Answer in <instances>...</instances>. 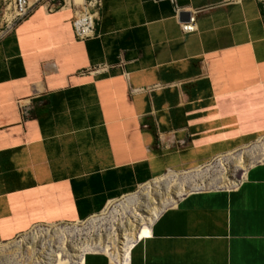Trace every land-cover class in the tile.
Masks as SVG:
<instances>
[{"label": "crops", "instance_id": "obj_1", "mask_svg": "<svg viewBox=\"0 0 264 264\" xmlns=\"http://www.w3.org/2000/svg\"><path fill=\"white\" fill-rule=\"evenodd\" d=\"M66 1L43 0L0 40V244L264 138V0H100L85 41ZM148 237L120 264H264V161L235 188L186 196Z\"/></svg>", "mask_w": 264, "mask_h": 264}, {"label": "rangeland", "instance_id": "obj_2", "mask_svg": "<svg viewBox=\"0 0 264 264\" xmlns=\"http://www.w3.org/2000/svg\"><path fill=\"white\" fill-rule=\"evenodd\" d=\"M12 2L0 0V37L8 30ZM262 161L264 138L256 145L214 161L196 173L178 172L155 180L88 222L39 226L15 241L2 243L0 264H71L77 262L87 248L105 253L112 260H120L126 255V249L137 240L138 232L150 233L151 224L165 210L175 207L194 192L235 188L247 170ZM142 226L144 228L141 229ZM124 235L129 238V243L122 247L119 240Z\"/></svg>", "mask_w": 264, "mask_h": 264}, {"label": "built area", "instance_id": "obj_3", "mask_svg": "<svg viewBox=\"0 0 264 264\" xmlns=\"http://www.w3.org/2000/svg\"><path fill=\"white\" fill-rule=\"evenodd\" d=\"M172 3H175V0H171ZM242 0H227L226 4L239 3ZM43 2V0H38L35 3L30 2V0H13L11 6V15L7 21L8 30L7 32L0 37V40L11 34L14 29L27 19L32 11ZM67 1L63 0L62 4L53 5L49 12L56 11V9H62L66 7ZM69 4H72L74 7V1H69ZM68 5V4H67ZM100 9V0H85L83 9L79 12H76L73 20V29L75 32L76 39L78 41H85L92 39L96 36L97 29V12ZM201 11L196 12L195 15L200 14ZM183 32L186 34H194L197 32V21L196 17H193L188 24L182 25ZM108 70L107 67L102 66L95 68L90 71V74L103 73Z\"/></svg>", "mask_w": 264, "mask_h": 264}, {"label": "bare ground", "instance_id": "obj_4", "mask_svg": "<svg viewBox=\"0 0 264 264\" xmlns=\"http://www.w3.org/2000/svg\"><path fill=\"white\" fill-rule=\"evenodd\" d=\"M36 1H38V0H30V2H31V4L32 3H35ZM83 5H84V0H74V7H75V11L76 12H79V11H81L82 9H83ZM159 217H157V219H158ZM156 219V220H157ZM155 220V221H156ZM155 223V222H154ZM153 223V224H154ZM153 224H151V228H152V226H153ZM142 228H144V226H142L141 227V229ZM140 229V230H141ZM150 233H147V232H145V231H142V233H139L138 232V238H137V240L130 246V247H128V249H126V255H128L129 254V252H130V250H131V248L134 246V244L137 242V241H139V240H142V239H145L146 237H148L150 234H151V229H150V231H149ZM133 234V233H132ZM131 234V235H132ZM149 238V237H148ZM120 246H127V244L129 243V238L128 237H126V235H124V236H122L121 238H120ZM127 243V244H126ZM84 253H83V255H82V257L84 256V255H86L87 253H92L93 251L92 250H89V248H87V251L85 252V251H83ZM125 255V256H126ZM123 257H120V259H122ZM115 261H117V263L118 264H120V261H118V260H115Z\"/></svg>", "mask_w": 264, "mask_h": 264}, {"label": "water", "instance_id": "obj_5", "mask_svg": "<svg viewBox=\"0 0 264 264\" xmlns=\"http://www.w3.org/2000/svg\"><path fill=\"white\" fill-rule=\"evenodd\" d=\"M191 19V16L189 14H182L181 15V21H188Z\"/></svg>", "mask_w": 264, "mask_h": 264}]
</instances>
